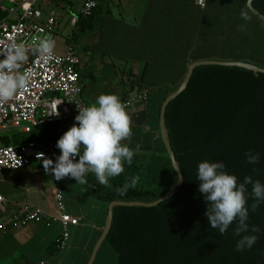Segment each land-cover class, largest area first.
Segmentation results:
<instances>
[{
  "label": "trees",
  "instance_id": "trees-1",
  "mask_svg": "<svg viewBox=\"0 0 264 264\" xmlns=\"http://www.w3.org/2000/svg\"><path fill=\"white\" fill-rule=\"evenodd\" d=\"M247 2L207 0L204 8L196 0L182 4L185 19L167 22L168 26L159 22V30L166 36L159 38L157 53L143 54L148 56L149 68H144L139 78L132 77L130 87L164 92L161 111L167 96L181 86L195 61H244L264 68V21ZM253 4L264 15V0H254ZM242 8L252 15L244 31L238 27L245 23L240 19ZM165 120L184 183L158 206L114 208L106 241L116 252L118 264H264V203L256 212L251 211V185L247 186L249 224L259 226L261 232L251 250L237 252L235 223L224 235L210 227L205 215L208 205L197 181L198 163L208 159L223 161L238 182L245 176L264 182V73L231 66L198 67L185 91L168 105ZM74 122L75 118L48 123L32 131H36L32 137L0 136V143L57 142ZM126 145L135 153L133 164H125L124 172L110 179L107 186L88 174L86 184L70 179L65 187L108 204L154 202L164 197L178 181L165 146L161 153L150 155L149 148ZM249 150L260 153L258 164L246 162L244 154ZM136 175L140 176L136 187L120 195L125 182ZM55 250L59 251L57 243Z\"/></svg>",
  "mask_w": 264,
  "mask_h": 264
},
{
  "label": "crops",
  "instance_id": "crops-1",
  "mask_svg": "<svg viewBox=\"0 0 264 264\" xmlns=\"http://www.w3.org/2000/svg\"><path fill=\"white\" fill-rule=\"evenodd\" d=\"M85 1L41 0L44 18L55 16L58 21L55 52L64 54L75 49L83 95L90 104L102 93H114L125 103L132 118L133 135L123 144L161 153L165 146L160 122L164 92L130 86L132 77L139 78L144 68H149L148 56L143 54L157 53L159 38L166 36L160 32L159 22L168 26L167 22L185 19L181 5L190 0H99V7L87 18L80 13ZM0 11L1 20L7 14ZM145 128H151V132L145 133ZM70 179L56 181L50 170L46 172L44 163L33 162L23 169L2 171L0 193L7 200V209L0 211V222L7 221L8 231H0V264H39L43 260L53 264L89 263L106 229L109 204L68 189L65 185ZM58 190L63 193L66 212L80 223L71 226L67 247L56 251L62 229L60 221L15 227L9 219L26 204L55 216ZM93 264H118V256L106 240Z\"/></svg>",
  "mask_w": 264,
  "mask_h": 264
},
{
  "label": "clouds",
  "instance_id": "clouds-1",
  "mask_svg": "<svg viewBox=\"0 0 264 264\" xmlns=\"http://www.w3.org/2000/svg\"><path fill=\"white\" fill-rule=\"evenodd\" d=\"M240 19L245 23L238 27L244 31L246 23L252 20L250 10L242 8ZM31 42L34 48L15 39L0 46V103L15 100L28 87L31 74L22 68L30 55L45 61L53 58L56 49L53 36L43 35ZM143 131L151 132V128ZM132 135V118L121 98L114 93H102L89 106L78 107L75 122L57 140L56 146L61 154L55 162L45 159L44 168L46 172L50 170L56 181L71 178L79 184H86L88 174H94L98 184L107 186L110 179L124 172L125 164H133L134 151L122 143ZM244 155L248 164L255 165L260 161L259 152L249 150ZM139 181V175L132 177L130 182L126 181L120 195L135 188ZM197 181L198 191L208 205L205 215L210 227L224 235L235 223L233 235L239 238L235 251L251 250L261 228L249 224L247 186L251 185L254 201L250 205L251 211L256 212L264 203V182L254 180L252 176H245L242 182H238L237 176L227 170L223 161L208 159L198 163Z\"/></svg>",
  "mask_w": 264,
  "mask_h": 264
},
{
  "label": "built area",
  "instance_id": "built-area-1",
  "mask_svg": "<svg viewBox=\"0 0 264 264\" xmlns=\"http://www.w3.org/2000/svg\"><path fill=\"white\" fill-rule=\"evenodd\" d=\"M40 2L41 0H0V10L7 14L0 20V46L15 39L34 48L35 45L31 42L33 38L51 35L55 39L59 26L57 18H44ZM206 3L207 0H197L202 8ZM98 5L99 0H86L81 7V15L90 17ZM22 71L31 74L29 85L15 100L0 103V132L17 129L24 134L30 133L48 123L73 119L78 114V107L90 105L83 95L79 59L74 48L64 54L54 51L53 58L47 61L30 55ZM56 144L57 142L45 144L30 141L20 146L0 145V179L4 170L23 169L33 162L44 163L45 159L55 162L61 154ZM57 200L58 214L55 216H49L40 207L26 204L22 211L13 214L9 222L12 226L22 227L30 222L47 221L50 224L51 221H60L62 229L56 243L58 250H63L71 238V226L78 225L80 221L66 212L64 196L60 190L57 191ZM6 209L7 200L0 193V211L4 212ZM0 231H8L7 221L0 222ZM39 264L53 263L43 260Z\"/></svg>",
  "mask_w": 264,
  "mask_h": 264
},
{
  "label": "water",
  "instance_id": "water-1",
  "mask_svg": "<svg viewBox=\"0 0 264 264\" xmlns=\"http://www.w3.org/2000/svg\"><path fill=\"white\" fill-rule=\"evenodd\" d=\"M253 3H254V0H248L247 5H248L249 9L255 15L259 16V18L261 20L264 21V15L262 13H260L254 7ZM208 65L241 67V68H245V69L254 71L257 74L258 73H264V68L257 66L255 64H252V63L244 62V61L199 60V61H195L192 64H190L188 73H187L184 81L182 82L181 86L176 91L170 93L167 96V98L165 99V101L162 104L161 114H160L162 139H163L165 148L167 149L169 156L173 162V166H174V168L178 174V181L171 187V189L168 191V193L164 197H162L161 199L156 200L154 202L114 201V202L110 203L106 229H105L103 235L101 236V238L99 239L98 243L96 244L95 249H94L93 254H92V257H91L88 264L94 263L96 256H97L103 242L107 239V236L112 229L113 217H114V208L115 207H117V206H127V207H132V206L155 207V206H158L162 202H165L169 198H171L175 194V192L177 191L178 187L184 183L183 174L181 172V169H180L179 164L177 162V158L175 156L174 150L171 146V143L169 141L168 134H167L166 120H165L166 110H167V107L170 104V102L173 101L174 99H176L188 87L189 82L193 76L195 69H197L198 67H201V66H208Z\"/></svg>",
  "mask_w": 264,
  "mask_h": 264
},
{
  "label": "rangeland",
  "instance_id": "rangeland-1",
  "mask_svg": "<svg viewBox=\"0 0 264 264\" xmlns=\"http://www.w3.org/2000/svg\"><path fill=\"white\" fill-rule=\"evenodd\" d=\"M0 13H2V11H0ZM1 18H3V16H1ZM36 132V131H35ZM35 132H32V133H22L20 130H15V129H12V130H9V131H5V132H0V136H6V137H8V138H11V137H13V136H15V135H19V134H21V135H27V136H34V134H35ZM148 154H150V155H155L156 153H152V152H150V151H148ZM158 154V153H157Z\"/></svg>",
  "mask_w": 264,
  "mask_h": 264
}]
</instances>
